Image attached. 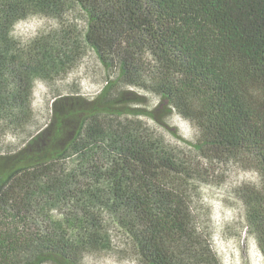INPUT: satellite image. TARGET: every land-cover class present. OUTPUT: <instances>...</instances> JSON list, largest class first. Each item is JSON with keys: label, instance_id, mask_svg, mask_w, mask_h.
<instances>
[{"label": "trees", "instance_id": "16d2710c", "mask_svg": "<svg viewBox=\"0 0 264 264\" xmlns=\"http://www.w3.org/2000/svg\"><path fill=\"white\" fill-rule=\"evenodd\" d=\"M71 6L105 82L93 97L56 96L41 127L0 151V264H85L111 245V227L137 264H222L196 240L183 188L200 173L189 155L122 119L144 113L185 138L173 112L196 152L255 173L237 195L264 258V0H0V132L27 128L37 82L73 60L64 36L25 39L17 26ZM138 91L156 106L140 109Z\"/></svg>", "mask_w": 264, "mask_h": 264}, {"label": "rangeland", "instance_id": "374dc122", "mask_svg": "<svg viewBox=\"0 0 264 264\" xmlns=\"http://www.w3.org/2000/svg\"><path fill=\"white\" fill-rule=\"evenodd\" d=\"M85 19L80 8L71 6L60 15H35L22 21L17 26V33L23 38L38 34H60L69 43L73 60L67 67L55 73L51 80L37 82L34 115L26 128H10L0 132V151L7 145L24 142L28 132H34L47 120V106L58 95H66L76 88L87 97L97 94L105 82V70L95 52L82 38ZM78 85V87H77ZM135 91V90H134ZM135 101L140 109L156 106V99L149 93H140ZM163 112L162 108L157 114ZM142 121L155 133H161L166 142L173 146L178 154L189 155L194 167L199 170L193 174L190 183H184L187 204L196 216L194 229L196 240L209 242L222 264H264V258L253 236L246 229L244 206L237 191L245 184L257 181L255 173L243 162L235 159L224 161L207 159L195 151L192 145L193 128L177 113L167 115L169 124L177 127L185 138L177 137L173 130L166 128L156 119L140 113L122 116V119ZM139 123V122H138ZM111 245L86 257L85 264H137V255L129 237L116 227H111Z\"/></svg>", "mask_w": 264, "mask_h": 264}]
</instances>
